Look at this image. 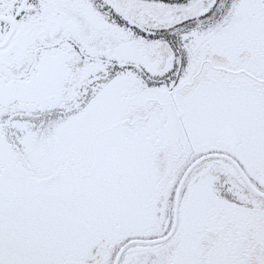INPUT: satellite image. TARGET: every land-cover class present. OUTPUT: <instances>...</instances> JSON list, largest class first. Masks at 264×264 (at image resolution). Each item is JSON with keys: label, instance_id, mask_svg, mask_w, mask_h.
<instances>
[{"label": "snow or ice", "instance_id": "1", "mask_svg": "<svg viewBox=\"0 0 264 264\" xmlns=\"http://www.w3.org/2000/svg\"><path fill=\"white\" fill-rule=\"evenodd\" d=\"M0 264H264V0H0Z\"/></svg>", "mask_w": 264, "mask_h": 264}]
</instances>
